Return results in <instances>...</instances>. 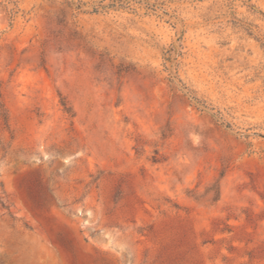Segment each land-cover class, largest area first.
<instances>
[{
    "label": "rangeland",
    "instance_id": "374dc122",
    "mask_svg": "<svg viewBox=\"0 0 264 264\" xmlns=\"http://www.w3.org/2000/svg\"><path fill=\"white\" fill-rule=\"evenodd\" d=\"M0 264H264V0H0Z\"/></svg>",
    "mask_w": 264,
    "mask_h": 264
},
{
    "label": "trees",
    "instance_id": "16d2710c",
    "mask_svg": "<svg viewBox=\"0 0 264 264\" xmlns=\"http://www.w3.org/2000/svg\"><path fill=\"white\" fill-rule=\"evenodd\" d=\"M63 105H64V107H65V111L69 112V111H68V108L66 107V104H63Z\"/></svg>",
    "mask_w": 264,
    "mask_h": 264
}]
</instances>
